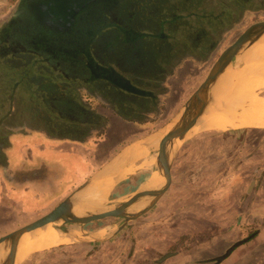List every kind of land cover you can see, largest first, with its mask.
<instances>
[{
	"label": "rangeland",
	"instance_id": "1",
	"mask_svg": "<svg viewBox=\"0 0 264 264\" xmlns=\"http://www.w3.org/2000/svg\"><path fill=\"white\" fill-rule=\"evenodd\" d=\"M244 1L246 0H135L136 11L141 10L144 16V22L139 25L140 30L165 33L180 51L170 58L169 66L167 64V95L163 113H155L156 121L140 126L141 129L150 131L167 124L181 111L221 52L249 25L264 20V9L243 12L242 8L262 7L264 0H250L246 4ZM18 3L19 0H0V25ZM128 8L134 10L131 4H128ZM241 12L244 15L242 20L224 34L222 41L209 56L197 58L200 53L192 46L195 42L193 35L198 36L202 30H209L216 35L215 33L228 27L230 19L241 16ZM116 14L117 11L109 13V20L115 22ZM215 16L221 19H214ZM117 17L119 19V14ZM150 17L156 18L157 22L151 21ZM172 17L177 19L170 20ZM192 55L196 57H191ZM34 59L24 57L8 64L0 58V114L9 104L12 81L19 80L20 83L15 104L21 110L5 121L6 126L0 133V144L8 143L9 132L16 129L14 125L26 123L36 126L47 116L41 103L36 100L31 102L28 96L31 94L35 97L39 88L47 87L45 80H42L45 77L41 76L45 69ZM11 65L16 68L11 69ZM255 71L261 73L252 63L233 67L231 72H234V76L226 85V96L221 104L230 102L233 98L236 100L238 94L246 92L245 88L250 82L248 78ZM158 81L160 80L156 79ZM164 90L165 86L161 92ZM229 91L232 95L235 94L232 99L228 97ZM254 97L264 104V84L254 87ZM250 99L252 98L246 99V105L251 102ZM92 102L98 105L96 101ZM248 107L251 108V105ZM238 112L235 114L240 117L243 110L239 109ZM246 127L249 126H234L224 130L214 127L199 129L182 146L173 188L154 210L130 221L114 239L115 242L99 243L97 249L89 251L87 246L73 243L74 236L68 237L59 228H72L78 236L83 231L96 236L98 229H101L98 233L104 236L117 227L121 221L118 217L95 220L84 225L57 223L52 227L59 229L62 240L56 244L34 247L32 250H36L25 264H211L232 244L249 236V240L237 246L220 264H264V128ZM17 129L20 130L18 127ZM47 129L52 135L61 133L63 128L48 126ZM114 131L111 128L108 131V136L113 137L108 149L133 139L130 130H125L124 133ZM102 139V136H97L88 143L92 148L93 171L106 156V151L101 153L99 146H108L109 142L102 144L105 141ZM149 174L150 171H147L139 176L145 178ZM254 178L257 179V186L254 191L249 192ZM141 184L128 177L111 196L127 198ZM37 185L43 187L44 182L39 180ZM61 200L29 199L24 205L12 201L10 217L0 214V237L45 215ZM49 204L52 205L49 207ZM10 219L11 223H5ZM34 237L39 238L40 235ZM25 244L26 242L23 245ZM78 247L81 249L80 257L76 252ZM29 248L30 245H27L23 255L28 253ZM173 250L179 253L158 262L162 255Z\"/></svg>",
	"mask_w": 264,
	"mask_h": 264
},
{
	"label": "flooded vegetation",
	"instance_id": "2",
	"mask_svg": "<svg viewBox=\"0 0 264 264\" xmlns=\"http://www.w3.org/2000/svg\"><path fill=\"white\" fill-rule=\"evenodd\" d=\"M134 3L135 0H19L0 25V58L8 64L24 57L35 58L45 69L41 76L47 87L39 88L35 97L28 96L31 102L41 103L47 116L39 125L29 126L31 129L49 134L48 126L61 127V133L49 135L83 143L100 137L113 117L135 128L154 123L155 113H163L167 64L172 58L167 54V36L140 30L144 16L141 10L136 11ZM128 4L133 5V11ZM242 8L244 12L264 6ZM114 11L119 19L116 14L112 22L109 13ZM243 12L237 21L228 24L217 45L242 20ZM149 19L157 22L154 17ZM19 85V80L12 81L9 104L0 114V133L5 121L21 112L15 104ZM163 86L165 90L161 92ZM14 127L26 132L24 123Z\"/></svg>",
	"mask_w": 264,
	"mask_h": 264
},
{
	"label": "water",
	"instance_id": "3",
	"mask_svg": "<svg viewBox=\"0 0 264 264\" xmlns=\"http://www.w3.org/2000/svg\"><path fill=\"white\" fill-rule=\"evenodd\" d=\"M247 63H252L260 72H264V20L249 25L233 43L221 52L204 80L189 96L181 111L167 124L127 146L109 164L93 174L48 213L1 236L0 264H25L36 249L21 256L23 237L25 235L33 237L48 226H54L57 223L84 225L95 220L118 217L121 221L116 229L117 233L130 221L150 211L169 190L173 182L175 159L183 144L199 129L206 128L203 126L212 115L221 111L233 110L228 106L230 102L221 104L223 97L226 96V85L234 76V72H231L232 68ZM234 96L235 94L232 95L230 92L228 97L232 99ZM148 149L157 153V167L154 175L158 177V181L155 186L143 187L142 185L127 198L107 197L91 207L83 206L80 203L79 196L98 182L112 179V183H115L120 178L123 179L132 168L126 170L122 175L115 174L116 170L130 160L133 161L134 158L143 155ZM59 229L65 230L66 227L61 226ZM250 238L251 236L231 245L212 264L221 263L231 255L237 246Z\"/></svg>",
	"mask_w": 264,
	"mask_h": 264
},
{
	"label": "crops",
	"instance_id": "4",
	"mask_svg": "<svg viewBox=\"0 0 264 264\" xmlns=\"http://www.w3.org/2000/svg\"><path fill=\"white\" fill-rule=\"evenodd\" d=\"M112 120L104 130V133L101 135L103 138L102 140H105L104 142L101 141L103 142L102 144H106L107 142H109L108 146H99V151L101 153H104V151H106V156L104 158V161L98 167H96L94 171L92 168L93 163L91 160L92 148L91 145H88V143L91 142L93 138L87 142L80 143L73 140L56 139L50 136L49 134L42 132L41 130H26V132L13 130L9 132L10 136L8 143L0 144V214H4L5 216L10 217L13 203L12 201L22 205L24 202L27 203L29 199H65L76 188L86 182L93 174H95L96 172L104 168L107 164H109L127 146L131 145L136 140L148 136L152 132L156 131L158 128L162 127L159 126L148 131L144 128L141 129L140 126H137L135 128L127 126L125 123L120 122V119L118 118L116 119L113 117ZM112 122L113 124H111ZM24 124L26 125V129H31L29 126L32 125L26 123ZM5 126L6 125L3 124V128ZM110 128L114 129V132L116 133L117 131H120V133H124L125 130H130V135H132L131 138L133 139L127 142H122V144H120L116 148H114L115 146H111L108 149L113 140L112 136H108V131ZM246 128H264V122ZM181 149L179 150L174 163L173 182L164 196L169 193V191L173 188L175 184L178 169V160L180 158L179 156L181 154ZM156 158L157 153L152 149H148L143 153V155L134 158L133 161L130 160L128 163L121 166V168L117 169L115 174H121L123 172L125 173L126 170L132 168L130 171H128V173L124 176L123 179L120 178L118 182H113V188L111 193L128 177L131 179H135V181L139 184L144 181L137 188L139 189L155 172L157 167ZM147 171H150L148 177L142 178L141 176H139L143 175ZM39 180H42L44 182L43 187H39L37 185V181ZM256 186L257 179L254 178L249 188V192L254 191ZM53 188L54 191L52 190ZM137 189L133 191H136ZM111 193L109 194V198H116L112 197ZM162 198L147 213L151 212L157 206H159ZM59 203H57L56 205H58ZM51 205L52 204H49V207ZM55 206H53V208ZM145 214L141 217L145 216ZM11 222L12 220L10 219L7 220V222L5 223ZM127 225L123 229H125ZM117 227L104 236H100L98 233L101 232V229H98L96 236H93L89 232L83 231L79 236L74 235L73 243L77 242V244H79L80 246L85 245L89 248V251L93 249L95 250V248L97 249V244L99 243L109 244L110 242H115L114 239L121 232H123L122 229L121 231L116 233ZM67 235L68 237L73 236L70 234ZM80 250L81 249L79 247L76 248V252L78 253L77 255H79V257L81 256ZM177 253L179 252H177L176 250L166 252L164 255H162L158 262L161 263L166 259L176 255Z\"/></svg>",
	"mask_w": 264,
	"mask_h": 264
},
{
	"label": "bare ground",
	"instance_id": "5",
	"mask_svg": "<svg viewBox=\"0 0 264 264\" xmlns=\"http://www.w3.org/2000/svg\"><path fill=\"white\" fill-rule=\"evenodd\" d=\"M241 74L243 75V73ZM248 79L250 82H249V86L245 88L246 92L240 93L238 94V96L236 95L237 96L236 100L235 98H233L234 100H230V104H228L229 108H232L233 110L221 111L219 113H216L215 115H212L206 121L203 127L206 128L214 127L224 130V129H228L229 127L234 128V126H240V127L253 126L264 122V104L261 101L256 100L255 97L253 98L254 87L264 84V73L262 72L259 73L258 71H255L253 76ZM241 90L244 89L241 88ZM248 97L252 99H250L251 102L248 105H246L247 102L246 99ZM249 105H251V108L248 107ZM239 109L243 110V112H241L243 114L240 115V117L236 116L235 114V112H238ZM157 181H158V177H156V175H154L153 173L149 181L146 184H144L143 187L155 186L157 184ZM112 188H113L112 179L100 181L91 188H89L88 190L84 191L79 196L80 203L86 207L95 206L109 196ZM60 231L73 236L77 235L75 234L72 228H66L65 230H60ZM60 231L59 229H55L52 226H48L47 228H45L44 230H42L41 232L35 235V236L40 235L39 238L34 236L26 237L25 235L21 242L20 255L23 256V252L27 248V245H30L28 251L30 252L34 247L38 248L39 246L41 247L43 244L52 245L59 243L62 240ZM25 242L26 244L24 246L23 244ZM1 251L2 250H0V253Z\"/></svg>",
	"mask_w": 264,
	"mask_h": 264
},
{
	"label": "trees",
	"instance_id": "6",
	"mask_svg": "<svg viewBox=\"0 0 264 264\" xmlns=\"http://www.w3.org/2000/svg\"><path fill=\"white\" fill-rule=\"evenodd\" d=\"M176 19H177L176 17H172L170 20H176ZM214 19L219 20L221 18H219V16H215ZM238 19L239 17L230 19L228 21V24H230L231 22L237 21ZM225 30L226 29L223 28L222 30L218 31V33H215L216 35H214V32H211L209 30H202L198 36L193 35L192 38L195 40V42H194V45L192 46L193 47L195 46L196 49L198 48V51L200 53V55H197V58H202V59L207 58L209 56V53L214 48H216L217 42L222 37V34L224 33ZM122 36L124 37V34ZM199 37H202L201 40H199L200 39ZM200 41H203V43H200ZM175 45L176 44L173 43L171 41V38L167 35V54H171L172 56H175L180 52L179 50H177ZM192 56H195V55H192Z\"/></svg>",
	"mask_w": 264,
	"mask_h": 264
}]
</instances>
